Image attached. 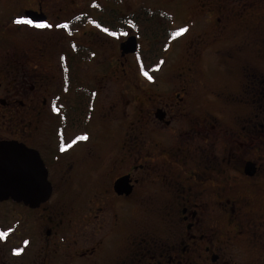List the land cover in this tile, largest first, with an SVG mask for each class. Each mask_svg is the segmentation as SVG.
I'll use <instances>...</instances> for the list:
<instances>
[{
	"label": "flooded vegetation",
	"instance_id": "af4514ba",
	"mask_svg": "<svg viewBox=\"0 0 264 264\" xmlns=\"http://www.w3.org/2000/svg\"><path fill=\"white\" fill-rule=\"evenodd\" d=\"M191 1L184 64L168 72L164 57L149 80L136 54L120 55L127 37L141 43L105 0L91 20L86 0H0V143L27 150L50 186L41 201L0 200V264H264V0ZM120 35L106 99L61 57ZM207 51L224 86L200 75ZM62 90L64 109L88 111L66 129Z\"/></svg>",
	"mask_w": 264,
	"mask_h": 264
},
{
	"label": "rangeland",
	"instance_id": "374dc122",
	"mask_svg": "<svg viewBox=\"0 0 264 264\" xmlns=\"http://www.w3.org/2000/svg\"><path fill=\"white\" fill-rule=\"evenodd\" d=\"M98 1H101V0H86L85 6H87V12H89L90 19L92 18V15L93 16L97 15V13L95 15V12L92 10L91 5L97 4ZM161 1H163L162 4H161ZM105 4H106V9H109L110 6L117 7L120 10L121 16L129 15L141 5H146L150 8H155V9H159L160 7H163V9L172 16L171 24H169L170 29L175 30L177 32L185 28L187 29V31L184 32L183 35L177 36L175 38H171L170 42L168 43V46L165 50L164 57H168V62H166L167 63L166 65L169 64L170 66L169 68L166 67L165 70L168 72H171L174 69H179V67L184 64V60L186 59L188 52H189L188 43L190 41V37H192L190 33L192 32L197 33L198 31V26L196 24L192 25V23L190 22V21H194V19L199 14L191 0H186V1H182V0H105L104 5ZM199 26L201 27V25ZM164 27L166 28V25H164ZM82 31L86 33H90L92 30L91 28L87 27V28L82 29ZM75 35H74V38L77 37V39H74V41L83 43V41H81L82 39L80 41L78 39V37L82 38V36L80 35V32H78V34H75ZM105 37L107 38L104 41L105 44H102V46L99 47L101 51L96 50V49L93 50V55H91L88 60L81 62L80 64H83V66L77 68L75 71H77L79 74L83 75L84 73V75H87L85 77L86 80L89 79V81L91 83L93 82L92 84H94L95 86L100 85L102 87H106L105 90L106 92H108V94H106L105 96H106V99H108L110 98V95L116 96V93L114 95L112 94L114 93V91H116L115 83L116 85H120V81L118 78L115 79V83L114 81L113 83H109V81H104L105 86H103L101 83L102 76L104 74H105L104 76L108 75L109 72L115 68L114 65H115V61L117 58V53H116L117 43L116 42L121 41L124 38V36L121 37L120 35L118 38L116 37L117 39L114 37L113 38H110L107 36ZM208 52L209 51L203 52L197 59L196 66L200 72V75L204 76L206 83L208 84V86L210 85L212 88H218V87L224 86L226 84L225 75L223 72H217V70L215 69V65L217 64V62L216 64L211 65V61L213 57H211ZM69 53L70 52H67V54H65L66 56L61 57V63L68 62L69 64L75 52L73 51L72 55H70ZM63 69H64V64H63ZM208 71L214 74V77L206 78L205 73L208 74ZM109 87H111L110 93H109ZM62 92L63 93H60L59 95V103L61 105L59 112H62L63 111L62 109H64L68 104L66 100L68 95L66 96L65 91L62 90ZM136 95L138 99L142 98V94L136 93ZM95 107H96V110L94 111L92 118H90L91 124L95 122V119L97 118V116L99 117L100 104L97 103ZM101 111H103V109Z\"/></svg>",
	"mask_w": 264,
	"mask_h": 264
},
{
	"label": "trees",
	"instance_id": "16d2710c",
	"mask_svg": "<svg viewBox=\"0 0 264 264\" xmlns=\"http://www.w3.org/2000/svg\"><path fill=\"white\" fill-rule=\"evenodd\" d=\"M97 6L98 5H96V7ZM96 7V13H99L101 9ZM99 19L100 17H97L98 21ZM94 21L96 22V18H94ZM171 21L172 16L169 13L160 11L152 12L150 8L145 5L139 6L134 12L129 15L121 16L118 19L120 27L119 32L123 34L126 29L130 27L137 34V37L141 42V46L136 52V57L142 74L145 72H152L162 64L168 43L171 38H173V34L177 32L170 29L169 24H171ZM97 25L103 26L106 30L107 28H112V24L107 21L102 22L101 24L97 22ZM164 25H167V30L164 29ZM90 56V53H82L77 50L74 53L72 60L69 62V64L73 65L71 69L72 72L74 74L77 73V71H75L77 69L75 65L86 61ZM70 80L74 83L77 80V77H72ZM87 112L86 104L79 101H76L71 107L64 109L62 115L64 128H68V125L71 122L79 121Z\"/></svg>",
	"mask_w": 264,
	"mask_h": 264
},
{
	"label": "water",
	"instance_id": "95a60500",
	"mask_svg": "<svg viewBox=\"0 0 264 264\" xmlns=\"http://www.w3.org/2000/svg\"><path fill=\"white\" fill-rule=\"evenodd\" d=\"M136 50L135 36L127 37L119 45L121 56L134 54ZM27 153V150L15 146L14 142L0 143V200L11 198L14 201L32 202L35 196L36 200L41 201L50 193V186L45 180L41 166L39 168L36 162L19 156ZM12 154L15 155L11 156ZM31 176L35 177L36 181H30ZM28 194L31 197H27Z\"/></svg>",
	"mask_w": 264,
	"mask_h": 264
},
{
	"label": "snow or ice",
	"instance_id": "6c2138e0",
	"mask_svg": "<svg viewBox=\"0 0 264 264\" xmlns=\"http://www.w3.org/2000/svg\"><path fill=\"white\" fill-rule=\"evenodd\" d=\"M15 23H16V24H31L32 22H31L30 20H16ZM34 26L37 27V28H46V27H49V25H47V24H35ZM64 27L67 28V25H64ZM186 31H187V29L185 28V29H182V30L179 31V32L174 33V34H173V38H175V37H177V36H181V35H183L184 32H186ZM144 74H145V76H146L149 80L152 79L150 76H148V73H147V72H145ZM53 111H59V109H57V108L55 107V105H54V106H53ZM77 139H78V140H87L88 137H87V136H81V137H78ZM75 142H76V141H73V144H74ZM70 147H72V144L67 145V148H70ZM67 148L64 147V146L62 145L60 150L63 152V151H66ZM3 235H7V234L5 233V234H3ZM3 235H0V239L3 238ZM14 254H15V255H19V252H16V253H14Z\"/></svg>",
	"mask_w": 264,
	"mask_h": 264
}]
</instances>
